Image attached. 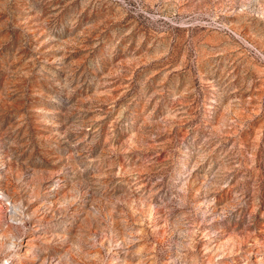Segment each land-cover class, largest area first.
<instances>
[{
    "label": "rangeland",
    "instance_id": "rangeland-1",
    "mask_svg": "<svg viewBox=\"0 0 264 264\" xmlns=\"http://www.w3.org/2000/svg\"><path fill=\"white\" fill-rule=\"evenodd\" d=\"M0 236L264 264V0H0Z\"/></svg>",
    "mask_w": 264,
    "mask_h": 264
},
{
    "label": "bare ground",
    "instance_id": "bare-ground-1",
    "mask_svg": "<svg viewBox=\"0 0 264 264\" xmlns=\"http://www.w3.org/2000/svg\"><path fill=\"white\" fill-rule=\"evenodd\" d=\"M39 236H30L26 239L23 247H21L20 252L18 254V259H26L29 264H39L38 262L41 261V264H60L62 261V255L57 254L55 256H49L48 254H36L31 253V249L36 247V240ZM43 242L51 243L52 239L51 236H43ZM17 239L12 236H0V247L3 244H9L10 246L16 245ZM255 262H259L261 260H254ZM16 264V263H14Z\"/></svg>",
    "mask_w": 264,
    "mask_h": 264
}]
</instances>
